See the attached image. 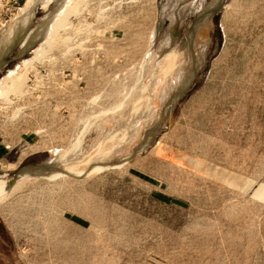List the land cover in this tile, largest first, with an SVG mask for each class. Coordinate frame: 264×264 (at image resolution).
I'll list each match as a JSON object with an SVG mask.
<instances>
[{
    "label": "rangeland",
    "instance_id": "rangeland-1",
    "mask_svg": "<svg viewBox=\"0 0 264 264\" xmlns=\"http://www.w3.org/2000/svg\"><path fill=\"white\" fill-rule=\"evenodd\" d=\"M9 29L0 264H264V0H0Z\"/></svg>",
    "mask_w": 264,
    "mask_h": 264
},
{
    "label": "bare ground",
    "instance_id": "bare-ground-1",
    "mask_svg": "<svg viewBox=\"0 0 264 264\" xmlns=\"http://www.w3.org/2000/svg\"><path fill=\"white\" fill-rule=\"evenodd\" d=\"M27 7V5H25V8ZM24 9V8H23ZM13 30V29H12ZM11 30V31H12ZM9 32L7 34H9L8 36L6 35V37H3L1 40H0V50L1 49H4V47H6V45H8V41H9V38H10V35H11V31L10 29L8 30ZM6 33V31H5ZM32 61V60H31ZM24 65L26 64H30L31 62L29 60H25V61H22ZM21 64V63H20ZM21 66V65H20ZM23 66V65H22ZM16 67H19V66H16ZM27 67V66H26ZM33 66H31L30 64V67L28 68V70L30 68H32ZM23 68V67H21ZM19 68H17L18 70ZM24 69V68H23ZM27 69V68H26ZM16 69H12V70H9L2 78H0V106L2 105V103L5 101V102H10L11 101V98L16 95L17 93H20L22 87H23V79L24 77L23 74H21L22 72H19L17 71ZM27 71V70H26ZM24 72V71H23ZM29 72V71H28ZM5 108V107H4ZM13 116V115H11ZM24 151L21 152V156L23 155ZM27 175V174H26ZM23 178V177H22ZM26 178V177H25ZM24 178V179H25ZM20 181V179H19ZM22 181V180H21ZM20 181V182H21ZM18 183V182H17ZM17 183L15 184V182L13 184L17 185ZM23 183V182H22ZM20 184V183H19ZM21 185V184H20ZM20 185H17L18 187ZM11 186V185H10ZM8 186H6L4 184V181L2 178H0V199L4 198V196L6 197L7 193V188ZM17 187V188H18ZM21 187V186H20ZM15 188V186H14ZM13 188V190H14ZM13 190H10L11 192H13ZM16 190V189H15ZM11 194V193H10ZM5 199V198H4ZM3 200V199H2Z\"/></svg>",
    "mask_w": 264,
    "mask_h": 264
},
{
    "label": "water",
    "instance_id": "water-1",
    "mask_svg": "<svg viewBox=\"0 0 264 264\" xmlns=\"http://www.w3.org/2000/svg\"><path fill=\"white\" fill-rule=\"evenodd\" d=\"M22 49L18 52L16 58H19L20 56L24 55L29 49H31L34 46L33 40H28L26 37L22 40Z\"/></svg>",
    "mask_w": 264,
    "mask_h": 264
}]
</instances>
